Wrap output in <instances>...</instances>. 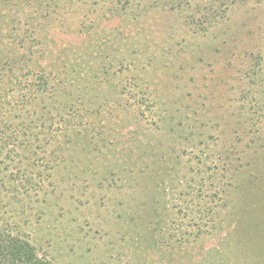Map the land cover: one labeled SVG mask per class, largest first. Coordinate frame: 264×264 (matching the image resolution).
Returning a JSON list of instances; mask_svg holds the SVG:
<instances>
[{
    "label": "rangeland",
    "instance_id": "rangeland-1",
    "mask_svg": "<svg viewBox=\"0 0 264 264\" xmlns=\"http://www.w3.org/2000/svg\"><path fill=\"white\" fill-rule=\"evenodd\" d=\"M258 52L264 0H0V225L53 264L258 263ZM217 192L214 227L179 245Z\"/></svg>",
    "mask_w": 264,
    "mask_h": 264
},
{
    "label": "trees",
    "instance_id": "trees-1",
    "mask_svg": "<svg viewBox=\"0 0 264 264\" xmlns=\"http://www.w3.org/2000/svg\"><path fill=\"white\" fill-rule=\"evenodd\" d=\"M250 61V67L245 72L248 80L247 86L241 96V113L243 123L249 127L248 135L250 136L251 142L257 143L260 147H264V53H252L250 55ZM6 148L8 147L1 145L0 153L3 150L5 151ZM7 153H9V149ZM23 180H25L24 184H22L25 191L39 187V182L34 176L24 177ZM222 185L219 190L224 193L225 184ZM217 194L219 196V202L213 206L198 204L197 206H189L187 208V212L184 215V218L187 219L181 225H178L181 230H184L181 231L180 236L174 233L172 234L173 238L179 237L177 239L175 238L179 245L189 242L191 237L194 239L199 238L202 234L208 233L214 227L215 215L226 205L223 201L222 194L217 192L216 196ZM181 210L183 211V209ZM161 225L162 221L157 222L155 227V230H159L160 233ZM258 260L256 264H264V247L261 249ZM0 264L53 263L46 257L41 256L36 246L29 239L16 235L13 231L0 225Z\"/></svg>",
    "mask_w": 264,
    "mask_h": 264
}]
</instances>
